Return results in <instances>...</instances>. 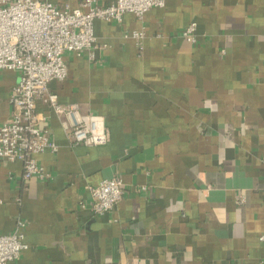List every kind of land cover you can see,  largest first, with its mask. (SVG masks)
I'll use <instances>...</instances> for the list:
<instances>
[{
  "label": "crops",
  "instance_id": "obj_1",
  "mask_svg": "<svg viewBox=\"0 0 264 264\" xmlns=\"http://www.w3.org/2000/svg\"><path fill=\"white\" fill-rule=\"evenodd\" d=\"M94 30L107 47L96 61L66 53L50 88L103 116L110 140L73 146L65 116L36 99L58 150L37 155L45 179L0 163V234L22 218L29 245L8 264H264V0H166ZM18 81L0 69V125ZM114 176L124 197L94 216L88 186Z\"/></svg>",
  "mask_w": 264,
  "mask_h": 264
},
{
  "label": "built area",
  "instance_id": "obj_2",
  "mask_svg": "<svg viewBox=\"0 0 264 264\" xmlns=\"http://www.w3.org/2000/svg\"><path fill=\"white\" fill-rule=\"evenodd\" d=\"M166 0H84L79 7L59 6L54 0H0V69L15 70L19 81L12 89L10 117L0 125V163L20 161L23 178L45 179L48 173L37 155L46 150L57 151L58 144L44 126L45 116L36 109V99L43 97L60 115L73 146L105 145L110 131L104 117L82 113L78 103L63 104L59 95L50 88L53 80L68 77L66 53H87L97 60V50L107 47L95 34L97 19L121 22L126 13L143 19L154 7L165 5ZM197 22H192L182 37L191 43L197 41ZM143 38L144 31H133L126 36ZM145 188V187H144ZM264 189V185H263ZM90 210L94 216L112 211L124 197V180L120 176L106 178L88 186ZM239 195L237 201L245 202ZM82 206L87 203L82 201ZM27 221L18 218L14 229L0 234V264L20 258L29 245L25 241ZM264 239V235L262 236Z\"/></svg>",
  "mask_w": 264,
  "mask_h": 264
}]
</instances>
